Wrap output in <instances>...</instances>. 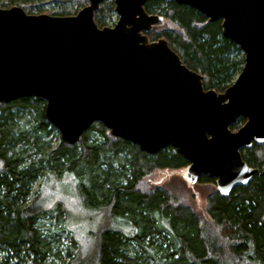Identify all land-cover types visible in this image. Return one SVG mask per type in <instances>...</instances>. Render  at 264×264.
<instances>
[{
    "label": "water",
    "instance_id": "95a60500",
    "mask_svg": "<svg viewBox=\"0 0 264 264\" xmlns=\"http://www.w3.org/2000/svg\"><path fill=\"white\" fill-rule=\"evenodd\" d=\"M104 1L73 16L0 8V104L42 99L65 145L99 122L148 155L171 147L187 162L178 172L187 186L202 176L222 196L246 186L259 171L240 150L264 144V0H169L219 20L242 52L223 92L205 90L165 39L149 41L163 17L145 12L147 0H114L116 23L99 28L93 14ZM238 118L245 122L232 131Z\"/></svg>",
    "mask_w": 264,
    "mask_h": 264
},
{
    "label": "trees",
    "instance_id": "16d2710c",
    "mask_svg": "<svg viewBox=\"0 0 264 264\" xmlns=\"http://www.w3.org/2000/svg\"><path fill=\"white\" fill-rule=\"evenodd\" d=\"M65 1L83 7L88 0ZM20 6L27 14L35 8ZM114 7V0H105L94 12L99 28ZM144 10L162 15L164 21L161 28L147 32L149 41L165 39L181 62L202 76L205 90L222 92L231 85L244 64L243 55L223 38L219 20L209 22L195 9L167 0H147ZM50 15L69 16L70 11L62 8ZM44 108L45 102L34 97L0 104L1 263L13 258V264H19L25 251L32 256L31 264H42L52 253L40 220L48 215L65 223L68 212L60 203L56 209L44 207L42 192L30 204L27 197L39 178L47 183L70 173L78 180L83 205L103 211L105 220L84 255L78 254L72 239L70 258L62 264H264V144L240 150L243 161L259 174L228 196L211 191L203 212H197L166 188L143 185L156 169L178 174L187 166L174 149L148 155L112 137L99 122L83 132L77 144L65 145L58 138L53 146L48 135L55 128L46 121ZM237 120L244 123L243 118ZM239 126L230 128L236 131ZM92 133L101 139H92ZM205 182L212 180L199 179Z\"/></svg>",
    "mask_w": 264,
    "mask_h": 264
},
{
    "label": "rangeland",
    "instance_id": "374dc122",
    "mask_svg": "<svg viewBox=\"0 0 264 264\" xmlns=\"http://www.w3.org/2000/svg\"><path fill=\"white\" fill-rule=\"evenodd\" d=\"M21 4L34 5L35 8L32 14L50 15L51 13H57L62 8H66L70 11L69 16H73L85 7L88 4V1L85 6L81 7L80 4L65 0H0L1 9H8L14 6L21 7ZM153 14L159 15L158 13ZM159 16L162 17V15ZM117 19L118 16L113 11L104 27H113ZM160 22L156 23L153 27H157L158 29L161 28L160 24L164 21ZM243 121L245 122L244 118ZM241 122L242 121L237 120L235 123L241 127L244 124ZM90 136L92 139H101L96 133H92ZM48 138L51 140L53 146H55L58 138L60 140L58 131L56 129L51 130ZM202 177L208 178L207 176ZM199 179L190 187L187 186L178 174L172 173L168 170L156 169L144 179L143 185L147 188H166L177 200L182 199L183 201H186L189 206H192L195 211L203 212L207 195L211 191H216V189L214 179L208 178L210 181L212 180V182L205 183H199ZM77 183L78 180L76 176L74 177V175L68 173L60 180L50 179L47 183H43V179L39 178L32 184L27 197L28 204H30L37 196H40L42 192L41 200L45 205L44 207L47 206L49 209H56V204L60 203L61 207L65 208L68 212L67 222L65 223L63 221L56 222L55 219L48 215L40 220V230L42 235H44L47 240L51 241L50 244L52 247V253L42 261V264H62L64 260H68L70 257H67V252L72 239L75 240L74 248L78 249V254L80 256L84 255L89 249V245L97 240V232L103 225L105 214L103 211H95L93 208H88L83 205V201L78 195ZM111 225H115V223H112ZM127 227L128 226L126 225L123 228L127 230ZM49 234H51V237H48ZM4 255L5 253L0 247V264H3L1 262H3L2 258ZM20 255L22 257L19 259L22 258L23 261H19V264H31L30 260L32 256L25 253V251ZM16 260L17 259L12 258L9 264L16 263Z\"/></svg>",
    "mask_w": 264,
    "mask_h": 264
}]
</instances>
